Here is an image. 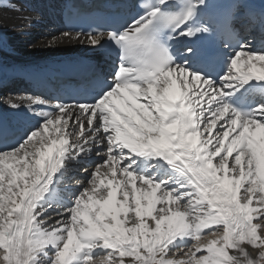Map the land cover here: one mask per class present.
Here are the masks:
<instances>
[{
	"label": "snow or ice",
	"instance_id": "obj_1",
	"mask_svg": "<svg viewBox=\"0 0 264 264\" xmlns=\"http://www.w3.org/2000/svg\"><path fill=\"white\" fill-rule=\"evenodd\" d=\"M137 7L119 28L48 40L113 46L89 99L5 101L40 110L15 143L0 133V264H264V51L204 19L207 0ZM218 30L235 42L218 73L194 43L174 51Z\"/></svg>",
	"mask_w": 264,
	"mask_h": 264
},
{
	"label": "bare ground",
	"instance_id": "obj_2",
	"mask_svg": "<svg viewBox=\"0 0 264 264\" xmlns=\"http://www.w3.org/2000/svg\"><path fill=\"white\" fill-rule=\"evenodd\" d=\"M59 2L60 0H12L9 3V0H3L4 7L0 10V17H2L0 20V86L5 83L4 80L16 81L21 75L24 76L36 69L47 67L48 65H44L45 62L77 61L99 56L98 49L82 42L83 37L81 41H64L55 47L47 46L49 39L59 36L64 31L57 18ZM14 8L19 10H13ZM235 10L236 19L242 18L248 22L252 19L262 20L264 19V0H236ZM246 42L254 51L259 52L257 39L252 38ZM9 93L7 92L6 96L0 94L1 118L15 126L35 122L36 118L33 113L39 111L38 108L34 106L31 112L25 105L13 109L5 102L10 97L34 95L28 93L26 89L21 92L11 90ZM96 159L93 153L91 161L83 162L87 168H90V172L94 167L93 161ZM87 176L88 174L81 173L73 177L68 175L70 179H73L67 178L65 184L61 185V195L65 198L71 195V191H65V189L78 191L76 181L86 182ZM52 215L55 217V213Z\"/></svg>",
	"mask_w": 264,
	"mask_h": 264
},
{
	"label": "rangeland",
	"instance_id": "obj_3",
	"mask_svg": "<svg viewBox=\"0 0 264 264\" xmlns=\"http://www.w3.org/2000/svg\"><path fill=\"white\" fill-rule=\"evenodd\" d=\"M1 91H5V90H1ZM4 96V95H3ZM6 96V95H5ZM72 173L73 174H75L76 172H77V174H80V173H82V174H89V172H90V168H87L85 165H81V166H78V165H75V166H73L72 168ZM85 169H87V171H85ZM71 172V171H70ZM72 179V178H71ZM70 179V180H71ZM71 185H72V183H71Z\"/></svg>",
	"mask_w": 264,
	"mask_h": 264
}]
</instances>
